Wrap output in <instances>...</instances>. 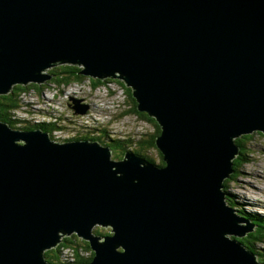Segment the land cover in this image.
Masks as SVG:
<instances>
[{"label": "water", "instance_id": "water-1", "mask_svg": "<svg viewBox=\"0 0 264 264\" xmlns=\"http://www.w3.org/2000/svg\"><path fill=\"white\" fill-rule=\"evenodd\" d=\"M59 64L123 80L164 167L0 124V264H49L63 233L88 264H261L222 187L232 139L264 134V0H0V94Z\"/></svg>", "mask_w": 264, "mask_h": 264}, {"label": "rangeland", "instance_id": "rangeland-1", "mask_svg": "<svg viewBox=\"0 0 264 264\" xmlns=\"http://www.w3.org/2000/svg\"><path fill=\"white\" fill-rule=\"evenodd\" d=\"M48 70L49 69H46L42 73L48 74ZM102 80L107 82L106 89L103 88L102 86H99L98 87L99 89L91 90L89 86V81L84 80L82 83L70 84L68 86H62V87L48 84L47 86L43 87V89L40 92H37L34 89L24 91V92H21L22 93L20 97L22 99L21 104L28 107L33 113H36L35 110L37 109L43 110L45 108L43 105H40L38 103V98H41V96L44 95L48 97V99H50L53 96L55 97L54 102L47 101L46 105L49 106L50 104L52 105L53 103L56 105H59V110L66 111L68 114H70L68 103L71 102L70 101L71 99L80 101L81 105H86L88 108H93V111H94V108L99 107L97 110V120L94 118L96 122L91 123L88 126V128L80 127V131L87 132V133H94L97 130L96 134L97 136H100L98 139V142H100L99 143L100 145H103L105 141H107L108 139L112 141L113 140L127 141L128 139H133L137 137L138 135L139 137H141L142 134H144V132L145 133L152 132V128L149 124L145 123L142 120H139L138 118H136V116L132 114L126 113L127 115L120 117V113L124 114L125 111H128L130 109V104L128 102L129 94L126 93V89L123 90L115 82L116 80L123 82V80L118 79L117 77H115V79L102 78ZM44 82L45 81L40 82V83L42 84ZM29 83H32V82H28L26 84H29ZM15 85L16 84L11 85L9 89L11 90L13 86ZM83 88L86 89L85 93L77 91ZM126 88L129 89L127 85H126ZM10 90H7L5 93L0 94V96H4L5 94H8ZM87 94H99L101 96L94 101L92 99H88L86 97ZM66 95H69L71 97L67 98ZM102 106L105 108L108 107L111 109V111L105 116L99 115L100 108ZM41 115H34L33 116L34 120L40 122L42 120ZM88 118L91 119V117H88ZM61 119L64 121V126H69V125L73 126V124H76L75 123L76 119L69 118L68 116L62 115ZM100 128L105 130L106 133L103 134L101 130L99 131ZM80 131H75V135H76L75 137L79 138L82 136H87L90 138L89 135L82 134ZM251 133H252V136L250 137L251 140L250 142L247 143L246 149H245V152L249 150L246 154L247 162H245L242 166H240L238 170V175L236 176L235 180L229 181L228 183L225 182V180H228L231 177L232 173L229 178H225L223 180L222 191L226 195L225 203L229 207L233 208L240 217H243L242 213H240L241 211V212H244L246 215H248V217L257 216L259 219L264 220V134L256 130L251 131ZM249 134L250 133L246 135H249ZM242 136H245V135H241L240 137ZM236 137L237 136H235L232 139L234 144H236L235 140L237 138H240V137H237V138ZM120 145L123 146L121 143ZM112 146H114V148H117V147L115 146V144H112L110 148L111 149L110 158L114 161L121 160L122 158H124L126 153L135 155L133 150L137 149V147H134L133 144H127V146L124 147L123 156L120 159H118L116 158L117 155L115 154V152L112 151ZM117 150H118V156H121V153H122L121 149L119 148ZM142 154H145L146 157L150 156L149 157L150 159H156V162H158V155L156 151L147 150V152H144ZM224 184H225V188H224ZM226 192L229 193V195ZM227 196H230V201H227L226 199ZM245 219H248V218H245ZM98 227H102V226L101 225H98L95 227L92 226L91 228L92 233L97 228L100 232L110 235L111 230L108 231L107 229H104L103 227L102 228H98ZM68 236L69 235L63 236V238H67ZM59 240L62 241L61 238H59ZM77 241L81 242L80 247H79V256H76L73 252H71L69 248H66L63 246L60 248L61 251L67 252L66 254L67 258L64 259V261H66L67 264H81L85 261V259H87L84 242L78 239ZM58 244L56 246H58ZM50 248L51 246H49V249ZM256 248L259 251V253L261 251L264 252V242L259 243L256 246ZM118 249H120L121 251L124 250L121 246H119L116 250ZM262 259L264 260V257ZM256 260H257V257H256Z\"/></svg>", "mask_w": 264, "mask_h": 264}, {"label": "trees", "instance_id": "trees-1", "mask_svg": "<svg viewBox=\"0 0 264 264\" xmlns=\"http://www.w3.org/2000/svg\"><path fill=\"white\" fill-rule=\"evenodd\" d=\"M49 74L52 76V79L49 81L42 83V84H34V83H29V84H17L13 86V88L10 90V92L4 96H0V124H6L8 127L12 129H19V130H33L34 128L36 129H41L44 132H49V128H47L45 125H40L33 127L31 124L25 125L23 128H17L16 124L19 122L16 117L13 115V110L16 109L19 104H21V92L28 91V90H35L37 92H40L43 87L47 86L48 84L51 85H56L58 87L62 86H68L70 84H78L82 83L84 80L89 81V86L91 90L99 89V86H102L103 88H107V82L98 79V78H92L88 76H84L81 74V67L78 66H73V65H66V64H59L51 68L49 71ZM116 84H118L123 90L126 89V93L129 94L128 96V102L130 104V109L128 111H125L124 114L120 113V117H123L124 115L132 114L136 116L139 120L144 121L145 123L149 124L152 128V132H147L142 134L141 137L139 135L133 139H128L127 141L125 140H107L103 144L104 146H108L111 148L112 144H115L117 148H114L112 146V151L115 152L117 155L116 158L120 159L123 154H124V147L127 146V144H133L134 147H137V149H134L133 152L145 160V162L153 164L155 166H158L159 168L164 167V161H163V156L162 154L157 150L155 146V138L161 134V128L155 118H151L148 116L147 113H142L137 110V102L133 99L131 92L128 88H126L125 84L122 81H115ZM105 84V85H104ZM103 134H105V130L101 129ZM99 130V131H100ZM97 131V130H96ZM95 131V132H96ZM262 135V134H261ZM104 136V135H103ZM252 134L242 136L240 138H237L235 140V143L237 147L239 148V153L233 160V169L234 173L231 175V177L228 180H225L226 183L229 181L235 180L236 176L238 175V170L240 166H242L245 162H247L246 159V154L249 151L245 152L246 145L248 142H250V137ZM100 136H97L96 133H93L91 135V138L89 139L90 141L94 142L99 139ZM101 140V139H100ZM111 141L112 143H106ZM120 143L123 145L121 146ZM121 149L122 153L121 156H118V150ZM147 150L151 151L154 150L157 152L158 155V162H156V159H150L146 157L145 154H142L144 152H147ZM157 164V165H156ZM225 188V184H224ZM227 193V192H226ZM229 195V193H227ZM227 201H230V196H227ZM242 216L245 218H248L251 224L254 226V230L249 233L246 237L244 238H239V242L244 246V248L250 252H252L256 257L258 262L261 264H264V260L262 259L264 257V252L257 250L256 246L264 242V220L259 219L257 216H252L248 217L244 212H241ZM100 228V227H98ZM93 235H96L99 238H104L108 236L106 233L100 232L97 228L93 231ZM81 242L77 241L76 235H72L67 238H63L62 241L58 246H56L54 249L47 250L43 253V258L46 260L47 263L49 264H67L64 259L61 257L63 256V252H61V247H66L71 250L76 256H79V247H80ZM259 253V254H258ZM92 261V259H85V261L81 264H88ZM74 263V262H73Z\"/></svg>", "mask_w": 264, "mask_h": 264}, {"label": "bare ground", "instance_id": "bare-ground-1", "mask_svg": "<svg viewBox=\"0 0 264 264\" xmlns=\"http://www.w3.org/2000/svg\"><path fill=\"white\" fill-rule=\"evenodd\" d=\"M115 79V78H114ZM82 90V91H81ZM77 91H80L82 93H85L86 92V89H80V90H77ZM72 95V94H71ZM101 95L99 94H87V98L88 99H92V100H96L100 97ZM67 98H70L71 96L69 95H66ZM55 100V97H51L50 99H48V97L46 96H41V98H38V103L40 105H43L45 108L43 110H39V111H50V105H46L47 104V101H51V102H54ZM99 107H96L94 108V114H93V117H91V119L89 118H86V119H78V118H75V117H69V118H72V119H76V124H73V126L69 125V126H64V121L61 119V116L64 115V116H67V114H63L62 112H52V115H50L49 113H42L41 117H42V120L39 122V121H32L31 122V126L33 127H36V126H40L41 123H44V122H53V123H56L60 128H57L55 129L52 133H53V139H60L61 141H65V140H68L70 139L71 137L74 136V133L72 130H80V127H85V128H88V126L91 124V123H95L96 120H97V110H98ZM111 111L110 108H105V107H101L100 108V113L99 115L101 116H105L107 115L109 112ZM33 113V112H32ZM34 116V114H33ZM94 118L96 120H94ZM1 125H4L5 127H7L8 129H11L10 127H8V125L6 124H1ZM79 127H78V126ZM69 127H70V131H69ZM32 132H39V133H43V134H47L46 132H44L43 130L41 129H36L34 128L33 130H31ZM87 133V132H85ZM90 134H93V133H90ZM110 148V147H109ZM230 177V176H229ZM99 224H95L93 225L94 227L95 226H98ZM104 229H107L108 231H110L111 234L114 233L112 227H109V226H104V225H101ZM100 227V228H102ZM63 236H66V234L63 233ZM67 252L64 251L63 252V256H62V259H65L67 258Z\"/></svg>", "mask_w": 264, "mask_h": 264}, {"label": "clouds", "instance_id": "clouds-1", "mask_svg": "<svg viewBox=\"0 0 264 264\" xmlns=\"http://www.w3.org/2000/svg\"><path fill=\"white\" fill-rule=\"evenodd\" d=\"M69 104L70 103H68V108H69V111H70V114L72 115V116H74V117H80V116H84V115H86L87 113H88V111H89V109L90 108H88V110H87V112L84 114V115H75L74 113H73V111L70 109V107H69ZM13 115H14V117H16V119L19 121L17 124H16V127L17 128H23V127H25V125H27V124H31V122L32 121H34V118H33V114L34 113H32V111L28 108V107H26V106H24V105H22V104H19V106L16 108V109H14L13 111ZM40 125H45L47 128H49V132L47 133L48 134V136H49V138L51 139V141H53V142H55L53 139H52V132L55 130V129H57V128H60L56 123H53V122H50V121H48V122H44V123H41ZM14 130H18V131H31V130H19V129H14ZM100 130V129H99ZM73 131V133H74V136L73 137H71L70 139H68V140H65L64 142H61V143H65V142H69V141H90L89 139L91 138V135L92 134H90V133H85V132H81L80 130H72ZM75 131H80L82 134H87V135H89L90 136V138L89 137H87V136H82V137H79V138H77V137H75L76 135H75ZM94 133H96V132H94ZM112 141V140H111ZM111 141H109V142H107V143H109V144H111L112 142ZM90 142H92V141H90ZM94 142H96V141H94ZM97 142H98V140H97ZM96 142V143H97ZM100 142H98V144H99ZM100 145V144H99ZM101 146H104V145H101ZM104 147H108V146H104ZM110 151H111V149H110ZM136 155V154H135ZM96 236V235H95ZM68 237H70V236H68ZM61 242V241H60ZM60 242H59V244H60ZM58 244V245H59ZM54 249V248H53ZM62 252V251H61Z\"/></svg>", "mask_w": 264, "mask_h": 264}, {"label": "built area", "instance_id": "built-area-1", "mask_svg": "<svg viewBox=\"0 0 264 264\" xmlns=\"http://www.w3.org/2000/svg\"><path fill=\"white\" fill-rule=\"evenodd\" d=\"M36 113H34V115H41V113H49L50 115H52V112H62L63 114H67L68 117H74L72 116L71 114H68L66 111H61L59 110V105H56V104H50V111H39V109L35 110ZM93 114H94V111H93V108H90L88 113L84 116H80V117H75V118H78V119H86L88 117H93ZM69 131H70V127H69ZM52 135V139H53V133L51 134ZM55 142H64L61 141L60 139H53ZM62 258V257H61Z\"/></svg>", "mask_w": 264, "mask_h": 264}]
</instances>
